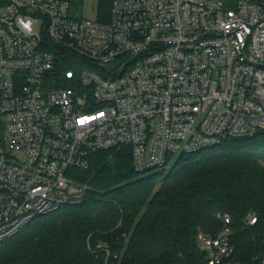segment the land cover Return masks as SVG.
I'll return each mask as SVG.
<instances>
[{
    "label": "built area",
    "instance_id": "built-area-1",
    "mask_svg": "<svg viewBox=\"0 0 264 264\" xmlns=\"http://www.w3.org/2000/svg\"><path fill=\"white\" fill-rule=\"evenodd\" d=\"M257 135L264 0H112L108 21L66 0H0V242L81 204L94 152L128 150L144 175ZM218 218L217 235L197 236L205 264H238Z\"/></svg>",
    "mask_w": 264,
    "mask_h": 264
},
{
    "label": "trees",
    "instance_id": "trees-1",
    "mask_svg": "<svg viewBox=\"0 0 264 264\" xmlns=\"http://www.w3.org/2000/svg\"><path fill=\"white\" fill-rule=\"evenodd\" d=\"M77 10L81 0H66ZM112 0H101L108 21ZM88 186L84 201L38 217L0 242V264H205L199 232L217 235L218 215L231 218L230 241L238 264H262L264 255V135L228 139L180 155L168 171L139 174L128 150L98 151L77 172ZM160 185V186H158ZM257 223L246 224L249 213Z\"/></svg>",
    "mask_w": 264,
    "mask_h": 264
},
{
    "label": "rangeland",
    "instance_id": "rangeland-1",
    "mask_svg": "<svg viewBox=\"0 0 264 264\" xmlns=\"http://www.w3.org/2000/svg\"><path fill=\"white\" fill-rule=\"evenodd\" d=\"M101 0H81L80 5L77 7V10H72V14L74 17H80L88 20H95L98 17L99 5ZM178 155L173 157L172 162L163 170V172H168L174 164L177 162ZM160 186V185H158ZM202 233L199 232L198 235ZM200 250V249H199Z\"/></svg>",
    "mask_w": 264,
    "mask_h": 264
}]
</instances>
